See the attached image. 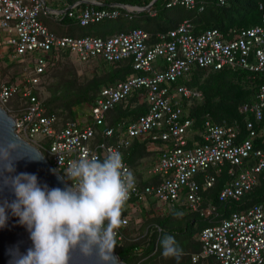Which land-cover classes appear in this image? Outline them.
<instances>
[{
	"label": "built area",
	"instance_id": "2783aa9c",
	"mask_svg": "<svg viewBox=\"0 0 264 264\" xmlns=\"http://www.w3.org/2000/svg\"><path fill=\"white\" fill-rule=\"evenodd\" d=\"M218 2L223 4L225 0ZM176 4L192 8L195 0H169L166 6ZM77 5L78 2L57 10L44 0H0V32L13 51L11 57L25 63L18 79L0 83L3 108H7L15 95L27 99L17 116L6 109L15 118V132L44 151L52 167L69 185L72 182L66 179L64 170L82 154L102 160L111 150L123 155L135 139L146 137L148 144L162 141L160 154L148 169L151 177L162 176L154 184L140 186L123 156L136 185L122 209V224L115 230L118 241L129 233V222L138 210L137 205L149 198L156 203V214L184 205L186 210L198 212L201 217L214 215L216 205L212 202L203 205L200 191L212 187L224 171L227 178L218 192V201L239 200L257 183L264 169V124L255 129L248 123L249 134L238 140L239 128L206 119L199 142L193 122L186 116L185 105L200 101L202 92L179 80H187L195 67H241L262 72L263 81L254 100L241 106L242 112L251 113L260 121L264 108V12L258 24L240 29L232 36L216 28L196 34L191 23L184 19L171 30L157 32L154 41H150V34L142 28L108 37L58 35L40 19L41 15L67 13L84 26L114 19L123 12H142L139 6L122 3L112 8ZM149 14L155 15V11ZM62 49L80 62L132 58L135 71L125 80L102 86L84 118L67 120L55 128L56 116L46 114L43 102L32 91ZM133 91L140 92L138 102L146 105V112L124 126L109 123L107 113ZM198 239L201 248L191 256L192 262L213 257V264H264V201L204 227Z\"/></svg>",
	"mask_w": 264,
	"mask_h": 264
},
{
	"label": "trees",
	"instance_id": "16d2710c",
	"mask_svg": "<svg viewBox=\"0 0 264 264\" xmlns=\"http://www.w3.org/2000/svg\"><path fill=\"white\" fill-rule=\"evenodd\" d=\"M45 3L57 10H63L66 6L78 2L77 7L93 5L97 8L116 7L117 3L128 4L143 7L152 0H87L96 1L100 4L81 2V0H44ZM169 0H154L149 10L142 12L122 13L114 19H103L98 22L80 25L79 22L68 16V14H48L41 15L40 19L47 27L58 35L84 36L93 35L108 37L121 31H130L134 28H142L150 34V41L155 40L157 32H166L178 26V24L187 19L194 33L198 34L207 28H216L223 34L233 35L240 29L256 25L260 22L264 12V0H225L223 4L218 0H195L192 8H186L176 4L167 7ZM149 11H155V15H150ZM51 23L48 24L47 22ZM63 23L71 28L80 27L75 31L76 35L61 34L55 31V26H62ZM79 34V35H78ZM70 52L60 50L53 65L40 75L39 82L32 93L40 97L41 87L50 95L43 100L46 114L56 116L55 128H60L67 120L79 119L78 108L81 105L90 106L94 103L102 86L113 82L125 80L130 74L134 73L132 67V58L121 59L115 62H106L100 59H91L97 65L95 73L85 81H80L78 76L63 74L60 78L61 85L53 89L51 82L53 72L59 65L65 64L70 57ZM75 58V57H74ZM76 59V58H75ZM77 60V59H76ZM88 61V62H90ZM25 63H6L7 70L12 67L18 68L11 76L2 81V83H11L18 78L23 70ZM263 81L262 72H253L241 67L222 69L212 68H193L187 80H179L191 89H198L202 92L200 101H192L185 105V113L193 122L195 137L201 140L203 124L206 119L215 123L225 122L228 125L239 128L238 140H242L249 134L248 123L253 128L258 129L264 124V108L262 119L257 121L253 114L241 111L244 103H251L257 92L259 85ZM140 92L133 91L113 109L107 113L109 123L126 125L139 115L146 112V105L138 102ZM17 100L12 105V115H19L21 107L27 103V99L20 95L13 96L11 101ZM11 107V108H12ZM76 107V109H75ZM147 140L135 139L130 148L123 156L133 171L139 170V165L144 161L154 162L159 156L158 151H148L146 148ZM46 143V140L44 141ZM162 145V141H156ZM188 145H192L189 141ZM45 154L44 151H42ZM151 159V160H150ZM136 176V175H135ZM140 186L154 184L162 179V176H156L151 179L141 180L140 175L136 176ZM227 175L224 171L217 177L213 186L201 189L202 204L206 205L212 202L216 205L214 215L204 218L195 211L183 212L182 205L173 208L172 212L163 214H153L154 222L142 225L133 220L129 222V233L121 241L116 240L115 251L125 264H177L174 258L165 259L162 256L160 239L164 232L173 235L180 247L183 249V255L179 264H213L214 258H200L197 262H192L191 256L200 251L201 245L198 234L204 227L216 224L221 218L229 216L232 212L242 211L249 208L252 204L264 201V169L259 174L257 183L245 192L239 200L229 199L224 202L218 201L217 195ZM177 213L178 215H173ZM152 216V215H151ZM161 229L163 232H161Z\"/></svg>",
	"mask_w": 264,
	"mask_h": 264
},
{
	"label": "clouds",
	"instance_id": "9594fccd",
	"mask_svg": "<svg viewBox=\"0 0 264 264\" xmlns=\"http://www.w3.org/2000/svg\"><path fill=\"white\" fill-rule=\"evenodd\" d=\"M17 147L15 142L0 146V192L7 188L15 197L0 201V228L6 225L10 209L28 231L32 245L24 253L16 248L9 264H69L76 250L83 257H95L96 264H116L115 230L136 185L122 153L111 150L102 160L82 154L64 170L71 185L49 188L39 183L36 174L10 175L15 172L13 161L23 158H13ZM160 244L162 256L179 264L183 249L175 237L164 232Z\"/></svg>",
	"mask_w": 264,
	"mask_h": 264
},
{
	"label": "water",
	"instance_id": "95a60500",
	"mask_svg": "<svg viewBox=\"0 0 264 264\" xmlns=\"http://www.w3.org/2000/svg\"><path fill=\"white\" fill-rule=\"evenodd\" d=\"M153 1L146 6L140 7L139 11L149 9ZM81 2L92 3V1L87 0H81ZM11 142H15L18 145L17 149L12 153L13 158H23L13 161L15 172L10 175H16L20 172L33 173L37 175L39 183L42 185L47 184L49 188H64L65 185H69L61 174L52 167L43 152L15 132V118L5 108L0 106V146H6ZM4 198L12 200L15 197L5 188L0 192V201ZM7 212L9 218L6 225L0 228V264H9L12 259V253L16 248L21 253H24L32 245L28 231L23 225L18 223L19 218L12 216L10 209ZM70 255L69 264H96L95 257H83L78 250L73 251ZM113 255L116 257V264H125L115 250Z\"/></svg>",
	"mask_w": 264,
	"mask_h": 264
},
{
	"label": "rangeland",
	"instance_id": "374dc122",
	"mask_svg": "<svg viewBox=\"0 0 264 264\" xmlns=\"http://www.w3.org/2000/svg\"><path fill=\"white\" fill-rule=\"evenodd\" d=\"M47 23L51 25L49 20ZM55 27H56L55 31H58L61 34H71V35H76L75 31H78L80 29V27L76 26V27H74L75 31L73 32L71 30L72 27L70 28L69 26L65 25L64 23L62 26H55ZM12 54H13V51L6 44L5 37L2 34V32H0V83L4 80H7L13 72L18 71V68H15V67H12L9 70H8V68H7V70L5 68L6 63L8 64V63H12V62L13 63L21 62L20 58L11 57ZM96 69H97V65L94 61L80 62V61L76 60L74 58V56L70 55L67 62L65 64L59 65L57 70H55L53 72V75L55 74L56 76L54 78L50 79L51 82L54 81L52 88L57 89L59 87V85H61L62 81L60 80V78L63 74L67 75V73H68L71 76H73L75 74V76H78L80 81H85L87 78H90L95 73ZM22 72H23V70L19 73V75ZM18 78H19V76H18ZM18 78H16V79H18ZM39 93H40L39 99L42 102L44 99H46L50 95V92L45 90L44 87L43 88L41 87ZM16 102H17V100L14 98V100L11 101L10 104L7 105L6 107L8 109L12 110L13 109L12 105H14ZM75 109H76V107H75ZM87 110H88V106H86V105H81L80 108H78L77 112H78V115L80 116V118L87 113ZM96 140L98 141V138H95V141ZM90 143H93V141ZM142 163H147V161H144ZM142 163L140 165H142ZM140 165H139V167H140ZM175 209H176V207H175ZM182 211L186 212L187 210L182 209ZM170 212H172V209H170L168 211V213H170ZM153 214H155L153 211H152V213H150V212L145 213V212L141 211L139 213V215L138 214L136 215V218H137V220H139L138 222L142 223V225L144 226L146 224H150L151 222H154V219L156 217H154ZM160 247L162 248L161 244H160Z\"/></svg>",
	"mask_w": 264,
	"mask_h": 264
},
{
	"label": "crops",
	"instance_id": "0c3cea01",
	"mask_svg": "<svg viewBox=\"0 0 264 264\" xmlns=\"http://www.w3.org/2000/svg\"><path fill=\"white\" fill-rule=\"evenodd\" d=\"M86 115L82 116L81 118L79 117V119H82L84 118ZM142 139H146V137L142 138ZM147 143V142H146ZM146 148L148 151H158L160 152V149L162 148V145H158L156 142H153V144H146ZM157 159V158H156ZM155 159V160H156ZM151 160V159H150ZM155 162V161H154ZM154 162H150L148 161L147 163H142V165H140L139 167V170L137 171H133L134 174L136 176L140 175V179L141 180H147V179H151V178H154V177H151L149 174H148V169L150 167L151 164H153ZM199 179V177L197 178ZM155 201H153L152 199H147L146 202H140L137 207H138V210L134 213V215L132 216L131 220H133L134 222L136 223H140L138 222L139 220H137L136 218V215L143 211L145 213H152V211L155 213ZM182 207L184 208V205H182Z\"/></svg>",
	"mask_w": 264,
	"mask_h": 264
}]
</instances>
